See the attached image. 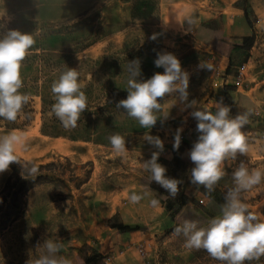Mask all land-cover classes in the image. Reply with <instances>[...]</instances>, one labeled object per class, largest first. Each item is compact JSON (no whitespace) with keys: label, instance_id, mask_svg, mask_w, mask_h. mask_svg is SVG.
<instances>
[{"label":"rangeland","instance_id":"obj_1","mask_svg":"<svg viewBox=\"0 0 264 264\" xmlns=\"http://www.w3.org/2000/svg\"><path fill=\"white\" fill-rule=\"evenodd\" d=\"M136 1L0 0V19L29 22L28 26L31 23L36 28L48 24L62 31L48 44L57 49L49 53L52 61L59 59L61 64L49 77L57 80L66 67L76 68L88 100L74 129L66 130L61 122L46 119L49 129L65 135L40 131L41 99L33 92L32 121L16 128L0 123V136L15 132L21 137L15 148L18 160L51 163L41 170L46 178L25 191L20 208L9 210L7 217L12 220L0 226V264H33L44 254L38 245L46 239L61 243L59 255L71 264H83L85 253L100 252L99 245L112 240L131 252L130 264L135 257L138 264H221L203 249H187L186 238L173 230L184 220L206 227L221 214L225 194L234 187L232 173L241 161L249 171H264V0H150L155 5L153 13L146 19H133ZM240 6L247 8L250 25ZM153 34H157L155 40L150 39ZM164 52L174 54L190 74L188 101L196 100L198 107L215 112L214 96L223 94L230 100V116L249 113V123L242 129L248 152L225 161V176L214 191L190 183L194 164L189 152L200 134L190 115L193 109H185L179 93L159 100L167 103L169 117L158 120L150 131L116 107L127 98L128 62L139 59L138 79L147 80L164 72L154 63L157 53ZM200 61L211 63L213 70L199 68ZM242 63L246 68L239 75L235 67ZM227 65L231 67L226 81L218 72ZM177 128L183 131L180 146L174 149ZM146 131L163 141L158 163L167 168L166 175L182 180L176 198L142 169V162L159 151L143 139ZM117 133L126 139L127 151L122 155L113 152L108 139ZM10 172L0 173V189ZM132 192L148 195L134 204L129 199ZM242 196L249 210L264 221V178ZM200 197L205 198L204 204L199 203ZM153 198L159 200L156 207L150 204ZM179 205L180 210L173 213ZM4 210L0 208V217ZM111 214L136 230L125 237L111 235L106 229ZM117 253H102L104 263L119 264Z\"/></svg>","mask_w":264,"mask_h":264},{"label":"clouds","instance_id":"obj_2","mask_svg":"<svg viewBox=\"0 0 264 264\" xmlns=\"http://www.w3.org/2000/svg\"><path fill=\"white\" fill-rule=\"evenodd\" d=\"M191 24L192 21H189ZM157 34L150 39L155 40ZM36 40L31 33L10 30L0 38V118L15 122L21 115L23 107L29 103L30 95L22 93L21 65ZM156 67H162L163 73L157 72L147 80H139L141 75L139 59L128 62L127 98L120 100L116 107L123 109L130 117L138 121L143 129L151 130L157 121L167 120L169 111L167 103L161 104L165 95L179 93V100L185 109L192 108L190 115L197 121L196 131L200 134L193 144L189 157L194 167L190 169V183L203 186L207 191H214L215 186L225 176V161L235 160L237 155L248 152L246 137L242 129L249 123V113L230 116L231 108L224 104L223 98L217 102L216 111L197 106V101H188L189 72L182 68L180 60L172 53H157L154 61ZM199 68L211 72L213 65L201 62ZM76 68L66 67L57 80L51 85L55 103L51 111L66 129H74L82 113L88 108V100L82 90L84 85L79 80ZM144 133L143 139L159 151L153 152L151 158L142 162V169L150 174V180L156 182L168 195L176 198L179 195L182 180L166 175L167 168L158 163L163 141L159 136ZM183 129L177 128L174 137V149L181 143ZM111 148L117 155L127 151L126 139L120 134L109 138ZM21 137L15 132L0 136V173L9 169L12 163H19L15 148ZM37 171L33 166L30 173ZM264 171H249L241 161L232 173L234 187L227 190L221 214L212 218L206 227H199L195 221L184 220L174 228V234L186 238L187 249L205 250L208 255L221 264H245L259 261L264 256V221L249 210L243 202L246 193L261 183ZM148 193L142 195L132 192L130 202L139 203ZM153 207L159 205L158 199H151ZM44 254L33 264H71V261L59 255L62 245L58 241L46 239L38 245Z\"/></svg>","mask_w":264,"mask_h":264},{"label":"trees","instance_id":"obj_3","mask_svg":"<svg viewBox=\"0 0 264 264\" xmlns=\"http://www.w3.org/2000/svg\"><path fill=\"white\" fill-rule=\"evenodd\" d=\"M245 1V0H242ZM243 10V15L248 25L251 24L248 10L243 6H240ZM155 10V5L150 0H137L131 10V16L133 19H146L148 18L153 11ZM29 23V22H28ZM26 22H20L17 20L7 21L5 19H0V38H2L7 31L10 30H19L23 33H31L36 43L29 50L28 55L24 59L21 65V77L23 80V87L20 89L22 93L31 94L32 92L38 95L41 99V118H42V127L40 131L43 134H48L52 136H60L65 135L66 133H62L57 129H49L46 124V119L56 121L60 123L59 119L51 112L52 105L55 103V99L53 93L51 92V85L56 80L50 74L53 72V68H58L61 64H59V59L53 62V58L50 57V52L57 51L56 48L49 46V42L51 40H55L61 34V30L56 28L55 26L46 27L39 26L36 28L32 27L31 23L28 26ZM34 22L33 24H35ZM43 25V24H42ZM61 57V56H59ZM53 60V61H52ZM230 65L227 67L228 72L230 70ZM49 77V78H48ZM215 100L218 102L223 98V102L225 105L230 104V100L226 95L217 94L214 96ZM52 113L50 117L47 116L48 113ZM34 118V109L31 104V100L28 104H26L20 116H18L15 122H9L2 118H0V123H2L6 128H16L18 126L27 125ZM81 120L78 121V123ZM77 123V124H78ZM75 139L77 135L70 134L68 135ZM19 163H13L9 166L10 175H8L6 181L0 189V202L1 210L5 208L4 212L1 214L2 218L0 221V226L6 224V220L9 219L10 216L9 210L16 208H20V198L24 195L25 191H27L34 184L40 182L44 178H46V174H42L43 169L49 167L51 163L47 164H35L34 162L28 163L26 161L18 160ZM35 166L37 171L32 174L30 173V169ZM198 186V185H197ZM202 188V186H199ZM219 194V193H217ZM10 196V200H7V197ZM166 207L171 210L170 203H166ZM180 210V205L176 207L173 211L175 214ZM108 227L117 229L120 232H128L132 230H136V227H131L127 224H124L122 221H116L113 217L107 222ZM105 256L96 251L92 250L90 253H85L82 256L83 264H105L104 263ZM255 264H264V258H261Z\"/></svg>","mask_w":264,"mask_h":264},{"label":"crops","instance_id":"obj_4","mask_svg":"<svg viewBox=\"0 0 264 264\" xmlns=\"http://www.w3.org/2000/svg\"><path fill=\"white\" fill-rule=\"evenodd\" d=\"M114 214H111L109 215L108 217V220L113 216ZM108 222V221H107ZM106 229L109 230L111 233V235L115 234V233H118L117 235L118 236H128V234L130 232H120L118 231L117 229H114V228H110L108 227V225L106 224ZM101 243V242H100ZM98 250L101 252V253H104L106 251H113L114 252V255H115V251L118 252L117 253V256L118 257V260H116L119 264H130L128 259L130 256H131V252H129V250L127 249H122L121 248V245L118 243V241H113L112 242H109V243H101L98 247ZM140 263V260H138V257H135L134 260L132 261L131 264H138Z\"/></svg>","mask_w":264,"mask_h":264},{"label":"built area","instance_id":"obj_5","mask_svg":"<svg viewBox=\"0 0 264 264\" xmlns=\"http://www.w3.org/2000/svg\"><path fill=\"white\" fill-rule=\"evenodd\" d=\"M227 67H228V65L225 66V67H221L220 70H219V72H218V73L221 74L220 76H221L222 79L225 77L226 81H227L228 78H229V74L226 73V71H227ZM235 68H236L235 71H236L239 75H241V74L244 73V70H245V68H246V64H245V63H242L241 65H239V66H237V67H235ZM238 81H239V79H235V80H234L235 83H238ZM198 201H199L200 204H204V203H205V198L200 197V198L198 199Z\"/></svg>","mask_w":264,"mask_h":264}]
</instances>
